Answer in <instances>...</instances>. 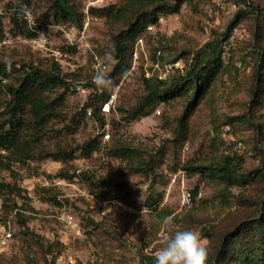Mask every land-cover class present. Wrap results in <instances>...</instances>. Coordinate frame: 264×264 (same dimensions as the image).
Instances as JSON below:
<instances>
[{
    "label": "rangeland",
    "instance_id": "obj_1",
    "mask_svg": "<svg viewBox=\"0 0 264 264\" xmlns=\"http://www.w3.org/2000/svg\"><path fill=\"white\" fill-rule=\"evenodd\" d=\"M26 1L0 0V64L14 70L12 81L32 66L44 73L58 71L66 82L86 92L72 90V86L66 92L58 87L45 94L52 116L41 131L33 128L30 108L19 113L18 149H4L6 154L0 157V184L14 187L12 195L0 196V264H155L154 254L168 234L163 223L166 217L182 230L200 234L210 264L222 235L239 223L258 218L257 203L264 201V183L229 189L225 203L219 196L221 184L186 173L182 167L207 166L224 155L241 159L240 172L260 167L264 152V63H259V56L264 53V0H190L177 14L160 17L162 21L148 27L136 41L137 56L128 72L111 78L116 88L114 92L105 90L113 96L108 112L102 111L101 102L97 104L103 123L87 114L93 110L87 107L89 97L97 92L92 77L104 66L110 75L114 62L104 58L106 53L112 54L113 36L121 27L91 14L90 9L112 7L123 0H67L81 15V28L49 19L47 10L53 0H29L28 5ZM25 6L34 23L21 13ZM13 8L20 10L19 21L25 20L29 28L36 29L35 38L10 32L9 11ZM209 8L214 10L211 15ZM240 10L247 12L246 18L230 27ZM227 31L223 65L230 57L233 64L227 65L228 71L198 102L184 136L176 138L175 134L186 98L160 104L149 116L128 122L126 112L146 94L143 78L166 79L183 72L191 65V56L186 58L185 53L194 54ZM40 33L45 35L43 39L38 38ZM258 66L262 98L252 103ZM8 101L5 90L0 89V123L8 119ZM249 115L254 125L263 129L256 132L237 122L225 126L230 118ZM103 131L110 134L108 142L102 141ZM96 136L99 151L83 156L82 144ZM114 147L134 149L143 161L157 153L155 176L136 172V162L110 158L107 152ZM59 154H69L71 159L53 161L48 156ZM101 182L106 186L100 187ZM185 192H194L189 205L183 203ZM150 195H162L156 212L145 205ZM5 233L11 237L2 244Z\"/></svg>",
    "mask_w": 264,
    "mask_h": 264
},
{
    "label": "trees",
    "instance_id": "obj_2",
    "mask_svg": "<svg viewBox=\"0 0 264 264\" xmlns=\"http://www.w3.org/2000/svg\"><path fill=\"white\" fill-rule=\"evenodd\" d=\"M188 1L190 0H123L121 4L112 7L90 9L91 14L104 17L112 25L121 27L120 31L113 36L112 56L114 57V65L109 78L123 76L128 72L134 53V45L148 27L155 25L160 17L177 14L181 5ZM26 4H29V0L26 1ZM47 11V17L52 19L54 23L72 22L78 28L82 27V18L81 15H78L76 5L67 2V0H53ZM9 12L11 13L9 21L12 34L25 39L36 37V29L29 28L25 20L19 21L17 19L20 12L19 9L13 8ZM254 12H257V9ZM246 15V11H238L230 27H234L239 19H245ZM2 34L3 25L0 19V35ZM228 39L229 33L227 31L209 40L194 54L185 53L186 58L191 56V65L181 73L170 75L166 79H158L156 77L143 78L146 94L134 108L126 112L128 122L149 116L150 111L160 104L186 98L185 108L176 121L177 131L175 134L176 138L184 136L188 129V119L196 109L198 102L205 98L217 79L228 71L227 65L232 66L233 64V58L230 57L229 63L226 66L223 65L225 45L228 44ZM71 52L74 53L75 51ZM259 63H264V53L259 56ZM257 69L252 89V103L256 101L255 99L261 101L262 98L261 66H258ZM59 73L58 71L44 73L30 66L28 72L22 73L18 79L12 81L14 70L9 66L0 64V89H4L6 96L9 97L6 110L8 119L0 123V149H18V130L22 124L19 113L26 107L30 108L34 130H43L48 122V117L52 116L49 115L47 110V101L44 99L45 94L52 92L58 87L63 88L64 92L67 89L69 91L72 86L75 87V84L66 82L65 78L60 77ZM3 80H8L9 82L3 84ZM96 89L99 93L95 92L89 97L87 107L93 109L92 112L90 111L91 115L93 114V119L103 123L101 107H97V104L101 102V106H103L110 98L111 93H106L101 88L96 87ZM63 99L64 94L59 97L60 101H63ZM83 112H85V109ZM234 122L245 123L256 132L263 129L260 125H254L251 115L248 118L243 116L230 118L225 123V126H234L232 125ZM99 148L100 142L96 136L84 142L80 152L83 156H88L99 151ZM261 152L259 151V153ZM107 154L113 159L131 163L136 162L134 163L136 172L143 175L151 174L152 177L155 176L154 171L158 167V160L155 158L157 153L149 157L147 161L138 158V154L134 149L126 147L111 148ZM261 154L263 160L259 163L260 167L248 172H240L241 159L228 155L219 157L207 166L185 165L182 167V171L191 175L198 174L221 184L222 189L219 196L223 202L228 203L230 197L229 189L238 185L245 186L256 181L264 183V152ZM48 156L53 161L71 159L69 154L64 155V158L60 154ZM85 179L88 180L89 178L85 177ZM95 186L97 185L95 184ZM99 186L105 187L106 183L101 182ZM13 192L14 187L11 185L0 184L1 197L12 195ZM192 196L194 199V192ZM52 200L55 205H60L55 199ZM161 200L162 195H150L146 199L145 205L148 210L156 212ZM4 202L3 207L7 208L6 200ZM257 205L259 206L258 218L239 223L230 233L219 238L210 264H225V261L230 264H264V201L257 203Z\"/></svg>",
    "mask_w": 264,
    "mask_h": 264
},
{
    "label": "clouds",
    "instance_id": "obj_3",
    "mask_svg": "<svg viewBox=\"0 0 264 264\" xmlns=\"http://www.w3.org/2000/svg\"><path fill=\"white\" fill-rule=\"evenodd\" d=\"M21 13L29 21L34 23L31 11L25 6ZM45 35L39 34V39ZM108 63L114 62L111 53H106L104 58ZM92 82L97 88L114 92L115 82L109 78L107 67L97 69L92 77ZM163 223L168 226V234L162 241V246L154 254L155 264H207L208 251L205 242L196 230H182L173 223L171 217H166Z\"/></svg>",
    "mask_w": 264,
    "mask_h": 264
},
{
    "label": "built area",
    "instance_id": "obj_4",
    "mask_svg": "<svg viewBox=\"0 0 264 264\" xmlns=\"http://www.w3.org/2000/svg\"><path fill=\"white\" fill-rule=\"evenodd\" d=\"M208 13L211 15V14L214 13V10L212 8H209L208 9ZM159 20L162 21V19H159ZM148 29H151V27H149ZM157 54L160 55V51H158ZM136 56H137V54L134 51L132 58H136ZM170 66H165V68L167 69V71H168V69H170ZM158 79H162V77H158ZM72 90L86 92L85 89H82V88L77 87V86H75ZM112 102H113V96H110V98L107 100V102L103 105L102 111L104 113H107L108 112V109H109L108 108V105L112 104ZM87 114L90 116L91 115V112L90 111H87ZM109 139H110L109 132L108 131H105V132L103 131L102 132V141L103 142H108ZM5 154H6V151L4 149H0V157L3 156V155H5ZM192 199H193V197H192V195H191L190 192H185L183 194V203H184V205H189L191 203ZM10 237H11V234L10 233H5V235L2 237V244L5 243V241L8 240Z\"/></svg>",
    "mask_w": 264,
    "mask_h": 264
}]
</instances>
